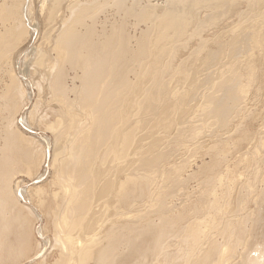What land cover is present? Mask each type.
<instances>
[{
    "label": "bare ground",
    "instance_id": "bare-ground-1",
    "mask_svg": "<svg viewBox=\"0 0 264 264\" xmlns=\"http://www.w3.org/2000/svg\"><path fill=\"white\" fill-rule=\"evenodd\" d=\"M0 65V264H264V0H0Z\"/></svg>",
    "mask_w": 264,
    "mask_h": 264
},
{
    "label": "rangeland",
    "instance_id": "rangeland-1",
    "mask_svg": "<svg viewBox=\"0 0 264 264\" xmlns=\"http://www.w3.org/2000/svg\"><path fill=\"white\" fill-rule=\"evenodd\" d=\"M36 34H34L33 36H32V38L31 39H29L28 40V43L26 44V46H28L27 47V49L28 50H30V48H32L33 46H35V45H37L38 44V37H37V35L35 36ZM36 39V40H35ZM33 42H35L34 44H33ZM2 67H4V65H0V70H2V71H0V88H1V86H3V82L1 81V80H3L4 78V80H6V79H8V78H6V77H8L7 75L8 74H4V72L7 70L6 69V67H4V68H2ZM3 69H6V70H3ZM4 71V72H3ZM2 72V73H1ZM3 74V75H2ZM4 76H6V77H3ZM2 78V79H1ZM35 89H33V92H34V94H35V96L34 95H32V97H31V99H30V103H28V110L30 109V107H31V105L35 102L34 101V99H36V90L34 91ZM33 101V102H32ZM44 103H45V105H47V104H49V102L46 104V102L45 101H43V103L41 104L40 103V109L38 108L37 110V112H36V115H38V116H40V115H42V111L44 112V111H46L47 109V107L44 105ZM41 106H43V108L41 107ZM44 109V110H42V109ZM1 117V116H0ZM48 117V116H47ZM38 125H40V123L38 124ZM27 127V126H26ZM33 127V126H32ZM41 127V128H40ZM33 130H31V129H29V128H23L22 129V131L24 132V133H26L27 135H30L31 136V133H34V134H32V137H34L35 139H39V138H44L46 141H50L51 140V138H50V140H49V137H51V132L48 130V129H46L44 126H42V125H40V126H34L33 128H32ZM29 131V132H28ZM49 131V132H48ZM37 137V138H36ZM40 140V139H39ZM42 144H43V141L41 142ZM50 150V152H51V149H49ZM44 168L47 170L45 173V175H44V177H46L47 176V174H48V169H49V167H45V165H44ZM41 170V169H40ZM19 179H21L22 180V191H23V188H27V187H29L31 184L30 183H32L31 182V178L30 177H27V176H22V175H20L19 176ZM49 179V178H48ZM30 182V183H28V182ZM40 183H42V182H39V183H37V185L38 184H40ZM24 197H25V195H24ZM26 198V197H25ZM28 201V202H27ZM26 202H27V204L25 203L24 204V202L23 201H21V200H19V202H21L23 205H31V203L29 204V200H27ZM32 202H33V200H32ZM28 207V206H27ZM39 216H41L40 214H39ZM34 218H35V216H33ZM34 218H32V219H34ZM39 220H36V222H35V219L34 220H32L33 221V223H36V226H40V225H43V224H45L46 222L45 221H43V218L41 217V219L40 218H38ZM38 224V225H37ZM47 225H49L48 223L46 224V226ZM51 226V225H50ZM48 228V227H47ZM50 229V228H49ZM51 229H52V226H51ZM36 233L34 232V235H35ZM48 234V233H47ZM46 234V235H47ZM33 235V234H32ZM32 236V242L34 243V241H33V239L34 240H36V239H39V237H38V235L36 236ZM33 237H35V238H33ZM40 240V239H39ZM31 253V254H30ZM29 254L30 255H32L33 253L32 252H30ZM26 261V259H24V258H22V262L20 263V264H24V263H26L25 262Z\"/></svg>",
    "mask_w": 264,
    "mask_h": 264
}]
</instances>
